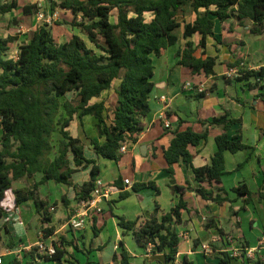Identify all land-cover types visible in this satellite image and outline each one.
<instances>
[{
	"label": "trees",
	"instance_id": "1",
	"mask_svg": "<svg viewBox=\"0 0 264 264\" xmlns=\"http://www.w3.org/2000/svg\"><path fill=\"white\" fill-rule=\"evenodd\" d=\"M187 7L196 18L193 22L183 23V38L187 40L201 34L200 48L207 47V38L214 35L216 21L225 25L235 19L239 26L252 22V34L259 36L264 33V0H50V12L57 9L71 12L74 20L69 25L80 29L92 46L78 35L58 44L51 27L42 23L33 27L31 40L20 45L18 55L10 57L8 53L17 38L0 36V217L11 192L15 195L14 207L34 199L42 222L50 223L53 216L49 204L37 193L40 184L49 181L73 187L78 202L92 199L100 169L95 161L86 158L82 141L73 137L68 128L76 115L80 119L93 115L97 119L100 136L106 138L104 143L92 140L93 150L105 159L116 162L121 159L122 145L137 141L145 130L143 120L151 111L149 100L154 89V58L163 56L169 47L177 44L178 37L174 32L182 27L179 16L186 13ZM18 8L16 0L0 4V14ZM39 11L38 4L23 7L27 16ZM114 11L116 22L111 20ZM147 14L152 15L150 20L146 18ZM177 55L180 57L179 65L190 68L193 73L215 74L217 58L196 57L191 41ZM240 65L238 61L229 67ZM244 73L248 79H263L264 67ZM117 80H120L116 89L117 105L108 124L105 102L91 101L110 90ZM71 92L77 94L69 99L67 95ZM240 122L241 119L230 118L228 114L213 117L208 122L212 126H221L225 132L216 137L217 151L211 164L203 167L193 165L189 147L207 140L208 132L187 129L175 133L165 152L168 171L173 176V166L182 159L193 170L200 186L194 189L190 185H173L174 191L181 195L188 190L194 191L203 199L220 205L232 203L228 192L218 187L216 191L207 189L201 184H221L227 174L225 153L249 148L240 136L231 138L226 132L229 125ZM262 134L264 136V130ZM55 135L58 137L56 141ZM89 167L91 179L82 186L73 184V175ZM37 174L42 175V180L35 184L33 190L13 189L14 181ZM148 187L159 192L158 186L151 182L139 183L134 190ZM233 192L244 199L245 210L254 194L245 184ZM127 196L128 193L124 192L120 199ZM260 197H263L262 193ZM64 203L68 204L66 200ZM184 210H188V204L181 198L179 204L161 219L139 221L120 217L119 225L125 231H131L141 247L152 246L153 252L168 251L164 264H176L180 237L172 229V224L183 223ZM43 231L46 238L54 233L53 229ZM94 231L97 235L95 226ZM220 232L223 233L222 230ZM63 244L66 245L65 242ZM65 255L66 251L57 246L54 254L42 258L63 264ZM120 258L121 264H132L123 242ZM183 261L187 263L185 259ZM234 261L237 258L225 252L218 264H234ZM244 264H264V261L257 257Z\"/></svg>",
	"mask_w": 264,
	"mask_h": 264
},
{
	"label": "crops",
	"instance_id": "2",
	"mask_svg": "<svg viewBox=\"0 0 264 264\" xmlns=\"http://www.w3.org/2000/svg\"><path fill=\"white\" fill-rule=\"evenodd\" d=\"M12 1L0 0V4ZM16 1L19 8L15 10L22 9L21 22L25 28L6 37L0 36L16 37L14 46L20 42L18 52L20 45L31 40L33 27L40 24L34 17L36 14L25 15L23 7L27 4L40 6V3L39 0H27L21 6L20 1ZM12 12L0 16L6 18ZM40 13L41 7L37 17ZM62 13L67 17L68 24L74 20L71 12ZM193 15L191 18L185 17V23L193 22L196 18L194 13ZM251 25L252 22L239 26L235 19L229 20L225 25L216 21L214 35L207 38L206 48L199 47V33L187 40L183 38L184 24L174 32L178 37L177 44L169 47L163 56L154 58V89L149 100L151 111L143 120L145 130L137 141L128 142V151L118 162L100 157L93 150L92 140L99 143L106 140L99 134L97 119L93 115H86L82 119L76 115L68 131L82 141L86 158L95 161L99 167L98 179L105 184H121L122 187H118L122 193L127 192L128 196L120 199V193L113 196L112 200H102L98 204L101 212L93 213L94 218L91 217L84 229L73 231L66 226L67 220L78 211L73 187L54 181L40 184L37 193L49 204L53 216L52 221L46 224L37 213L34 199L14 207L15 195L9 192L5 202L6 209L0 217V254L4 255L2 264H59L56 261L35 260V252L29 248L39 241L46 245L56 241L58 247L66 251L63 264H121V242L124 243L132 264H164L165 253L168 251L153 252L152 246L141 247L133 233L125 231L119 225V220L120 217L139 221L161 219L179 204L181 198L188 204V210L182 213V224H172V229L180 237L176 264H218L225 252L232 255L238 250L241 255L245 248L257 246L264 236V222L259 224L257 219L258 210H264V78L248 79L244 72L258 71L264 67V33L259 36L252 34ZM178 30L180 33L177 35ZM26 31L28 34L19 35ZM82 39L88 46H92L87 38ZM188 41L194 44L196 57L217 58L215 74L207 76L204 73H193L190 68L179 65L180 57L177 53L184 49ZM251 56H254L253 59ZM238 61L241 62L240 66L229 67V64ZM119 84L120 80L115 81L110 90L91 101L105 102L108 124L111 123L113 110L117 105L116 89ZM76 94L71 92L67 97L72 99ZM201 94L204 96L201 97ZM226 114L230 118L241 119L240 123L229 125L226 131L229 137L240 136L249 148L237 153H225L227 174L222 178L221 184L201 185L215 191L217 187L223 189L228 192L232 203L220 205L203 199L194 191L188 190L184 195L174 191L173 185H190L194 189L200 186L193 170L182 159L173 166V176L168 171L165 152L175 133L187 129L198 133L207 131V140L197 146H190L189 151L195 167L210 165L217 151L216 137L223 134L225 129L208 122L213 117ZM167 122L169 127L166 126ZM70 158L72 159V155ZM90 179L91 167L75 173L72 182L82 186ZM126 179L130 180L131 185L125 184ZM41 180L42 175L37 174L14 181L12 187L14 190L29 191ZM150 182L158 186L159 192L151 187L134 190L135 185ZM242 184L254 194L245 210L244 199L233 192ZM260 193L263 197H260ZM65 200L68 204L64 203ZM53 207L54 211L51 210ZM94 226L98 231L97 235ZM44 229H53L54 233L46 238ZM228 237L232 239L231 242L227 240ZM63 242L66 243L65 246ZM204 246L209 249L205 250ZM9 250L13 253H9ZM114 256L118 258L115 259ZM236 258L234 264L245 263L241 256ZM184 259L187 263H184Z\"/></svg>",
	"mask_w": 264,
	"mask_h": 264
},
{
	"label": "built area",
	"instance_id": "3",
	"mask_svg": "<svg viewBox=\"0 0 264 264\" xmlns=\"http://www.w3.org/2000/svg\"><path fill=\"white\" fill-rule=\"evenodd\" d=\"M58 19V12H53L50 14H45L44 12H41L38 15V20L43 22V24H48L51 26L53 22H55ZM18 55V52L16 53V56ZM190 86V85H188ZM165 98H163L164 100ZM165 101V100H164ZM166 126L169 127L170 124L167 122ZM128 143H124L120 149V154L124 155L128 151ZM126 185H131V182L129 179L125 180ZM122 193L121 188H119L116 185L113 184H105L101 180L97 179L96 181V187L95 190L92 193V199L89 201H79L78 202V211L71 216L68 221L66 222V226L70 230L79 231L84 229L93 213L95 212H101V209L99 208L98 204L102 200H112L113 196L118 195ZM54 211V208L51 209ZM229 242L232 241L231 238H227ZM58 244L56 241L50 245H46L43 241H39L35 246L30 247L29 250L35 252V260L37 262L44 260L42 257L50 256L55 253L56 247ZM205 250H208V246H204ZM9 253H13L12 250H9ZM232 254L234 257L241 256L245 261L247 260H254L257 257H260L262 261H264V236L262 237V240L260 243L253 247L245 249L244 252L240 255L238 254V250H235ZM4 255L0 254V264L3 263Z\"/></svg>",
	"mask_w": 264,
	"mask_h": 264
},
{
	"label": "rangeland",
	"instance_id": "4",
	"mask_svg": "<svg viewBox=\"0 0 264 264\" xmlns=\"http://www.w3.org/2000/svg\"><path fill=\"white\" fill-rule=\"evenodd\" d=\"M6 1L10 2V0H6ZM19 1L21 3V6H23L27 2V0H19ZM38 2L40 3L39 7H41V12H44L45 14L52 13V12L48 11V7H50V0H39ZM56 11L58 12V19L55 22H53L50 27H51V30L54 34V38H55L57 43H62L64 41L71 39L74 34H77L84 39L87 38L86 35L80 31V29L72 27L71 25L65 23L67 21V17L62 15L63 10L57 9ZM113 14L114 15H112L111 20L113 22H116V11H114ZM6 16H7L6 18H5V16L4 17L0 16V34L2 36H5V37L9 36L10 34L16 32L18 29L23 31L22 27L25 28V26L21 22V19L23 20L21 8L19 10H14L11 14H8ZM193 16L194 15H193V12L191 11V8L187 7L186 13L183 15H180L179 20L183 24L187 20V18H191ZM34 17L38 19L37 14ZM185 17H187V18H185ZM146 18L148 20H150L152 18V15L147 14ZM31 19H33V17H31ZM39 22H40V24L43 23L41 21H39ZM14 23H16V24H14ZM179 33H180V30L177 31V35ZM23 34L26 35V34H28V32L26 31L25 33H20L19 35H23ZM19 43L20 42H17V44L15 46H13L12 50L9 53L10 57L16 56ZM89 44H90V42H89ZM253 57L254 56H251L252 59H253ZM55 138L56 139L54 141L57 140V138H58L57 135H55ZM258 214L259 215H258L257 219H258L259 224H261L262 222H264V210H258ZM248 235H250V232Z\"/></svg>",
	"mask_w": 264,
	"mask_h": 264
}]
</instances>
